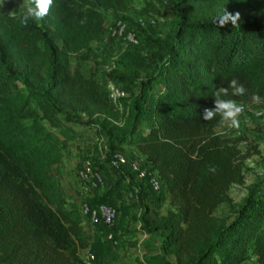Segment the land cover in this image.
Listing matches in <instances>:
<instances>
[{"label": "trees", "instance_id": "1", "mask_svg": "<svg viewBox=\"0 0 264 264\" xmlns=\"http://www.w3.org/2000/svg\"><path fill=\"white\" fill-rule=\"evenodd\" d=\"M135 2L54 0L42 21L25 25V12L11 13L0 0V264H88V201L68 195L59 169L65 144L81 136L64 118L75 112L102 119L110 151L136 146L144 153L161 184L151 187L167 194L170 208L149 219L161 244L140 264H243L251 257L264 264V182L234 203L230 189L244 183L251 154L241 150L242 136L218 131L219 116L202 119L231 79L246 93L233 97L229 89L226 98L264 105V0H174L169 39L147 55L156 72L142 77L122 62L101 82L83 69L92 45L107 34V14H126ZM143 2L142 13L160 11L155 1ZM225 9L241 14L238 26L213 22ZM107 80L131 87L121 107L110 100ZM223 205L232 213L218 215Z\"/></svg>", "mask_w": 264, "mask_h": 264}, {"label": "rangeland", "instance_id": "2", "mask_svg": "<svg viewBox=\"0 0 264 264\" xmlns=\"http://www.w3.org/2000/svg\"><path fill=\"white\" fill-rule=\"evenodd\" d=\"M153 1L160 7L158 13H142L144 2L136 0L134 9L126 14L115 12L107 14V34L102 41L92 45L93 54L91 59L84 64V72L93 73L101 82L106 80V74L113 67L122 62L139 70L142 77L156 72V65L150 62L147 55L156 48V41L169 39L172 20L169 9L174 0ZM28 2L29 0H2L5 8L11 13L25 12ZM133 39H136V42ZM71 63L74 69L77 59L73 57ZM125 90L130 91L131 87H125ZM245 105L246 108L239 116V128L230 129L222 125L218 129L223 136H242L244 141L240 144V148L243 152L251 154L246 159L244 183L232 185L229 192L236 204H242L248 198L252 185L264 182V105L260 107ZM258 112L262 114L257 115ZM64 118L74 121L76 129L81 132L80 138L85 135L87 141L95 142V150L104 155L106 163L102 164V167L98 164L97 157L88 154L84 157H77V160L72 157L69 160L71 164L69 171L65 175L76 183H72L70 187L72 189L67 187L66 192L74 199L108 202L115 205L118 210L117 222L113 228L92 225L85 218L86 229L89 231L92 243L97 246L94 251L96 258L92 264H140L137 259H141L145 251L154 250L161 244V233L150 232L149 219L166 212L169 203L164 201L162 205L164 209H156L162 198L160 195V197L155 196L158 201L155 205H149L146 200L148 195L142 194L143 191L153 189L149 181L144 179L142 183L134 184L127 172H125L127 175H123L113 168L110 164L113 151L106 147L108 145L107 129L100 117L91 119L75 112L65 114ZM90 134H92L91 137H89ZM87 158L92 159L97 171H104L105 183L96 190L83 192L77 170ZM60 173L61 181L65 184L66 178L62 176L61 170ZM145 186H147L146 190L142 191L141 187ZM132 190H135V193L133 197H130ZM77 192L79 197H77ZM102 196H107V199H103ZM133 200L134 203H132ZM147 206H150V211L146 210ZM231 209L229 205H223L218 215L231 214ZM110 231L118 239V244H113L108 239ZM88 251L89 249L82 250L85 259Z\"/></svg>", "mask_w": 264, "mask_h": 264}, {"label": "built area", "instance_id": "3", "mask_svg": "<svg viewBox=\"0 0 264 264\" xmlns=\"http://www.w3.org/2000/svg\"><path fill=\"white\" fill-rule=\"evenodd\" d=\"M134 41L136 42V39ZM107 89L110 100L115 105L121 107L122 99L128 95L127 91L120 84H117L112 80H107ZM241 105L244 109L246 108L245 104ZM110 164L118 171V173H124L126 166L129 165L131 170L135 172L140 179L149 177V182L154 187V189L159 190L161 187L159 179L147 168H143L141 161L138 159L130 160L123 153L114 151L111 153ZM77 172L83 192L90 191L92 189L96 190L105 183V175L101 171H97L95 169L91 158L85 159L83 164L78 168ZM134 193L135 190H132L130 192V197H133ZM83 211L86 220H88L92 225L103 224L108 228H113L116 225L118 210L113 204L100 202L92 205L90 202H84ZM108 239L113 240L115 244L117 243L112 231L109 232ZM87 253V262L88 264H92L95 255L91 251H88Z\"/></svg>", "mask_w": 264, "mask_h": 264}, {"label": "clouds", "instance_id": "4", "mask_svg": "<svg viewBox=\"0 0 264 264\" xmlns=\"http://www.w3.org/2000/svg\"><path fill=\"white\" fill-rule=\"evenodd\" d=\"M54 0H29L25 13L22 18V23L25 25L29 20H35L37 22L42 21L49 13ZM240 13L235 14L227 11L226 9L218 14L214 23L220 28L231 24L232 27L238 26L240 21ZM229 89H231V95L243 96L246 93V88L243 84L239 83L237 79H231L228 81V87H219L214 92V107H206L202 113V119L210 121L215 119L217 116L220 117V123L227 128H239L240 121L239 116L243 113L244 108L241 104L237 103L235 99L226 98L229 97ZM252 101L259 103L261 97L258 94H253ZM262 113H257L261 115Z\"/></svg>", "mask_w": 264, "mask_h": 264}, {"label": "crops", "instance_id": "5", "mask_svg": "<svg viewBox=\"0 0 264 264\" xmlns=\"http://www.w3.org/2000/svg\"><path fill=\"white\" fill-rule=\"evenodd\" d=\"M89 132H91V131H89ZM91 136H92V134H90L89 137H91ZM86 139H87V136L83 135V137H81V138L79 137L76 140L68 142V143L65 144V156H64L62 162L59 165V169L62 172V176L64 178H66L65 179L66 183L65 184L63 183L64 186L66 185V187H65L66 189H67V187H68V189H72V188H70V187H72V183L73 184L76 183V182L71 181L70 179H68L67 176L65 175L67 173V171H69V166L71 165L69 160H71L72 157L76 158V160H77V157H81V156L84 157V155L88 154V155L97 157L99 159L98 164H100V165H102V164L105 165L106 164L105 160H104V155H102L100 152H97L95 150V145H96L95 142H91V140L87 141ZM118 151L122 152L130 160H134V159L140 160L142 165L144 166V168H150V166L148 165L147 160H146V155L144 153H142L136 146H125L124 148H122V149H120ZM72 165H74V164H72ZM103 165H102V167H103ZM101 172L104 173V171H101ZM126 172L132 178L131 180H132V182L134 184H140V183L143 182V179H140L137 176V174L131 170L129 165L126 166ZM131 174H132V176H131ZM146 187L147 186L141 187V190L142 191L146 190ZM142 194H147L148 195L146 200L150 203V205H155V203L158 202L157 199L155 198V196L156 197H160V195H161L162 198H161V200H160V202L158 204L159 206L156 208L158 210L164 209V206H162V205H164L165 202H168L167 194H166L165 191L160 193V192L155 191L154 189H150V190L145 191V192L143 191ZM77 197H79L78 192H77ZM93 198H94V196H93ZM132 203H134V200L132 201ZM169 208L170 207L168 206L167 210ZM166 212H162V214H165ZM83 225H84V228L86 229L85 224H83ZM91 247H95L94 244L92 243V240H91L90 247L88 249H91ZM255 261H256V258L255 257H251L249 260L245 261L243 264H256Z\"/></svg>", "mask_w": 264, "mask_h": 264}]
</instances>
